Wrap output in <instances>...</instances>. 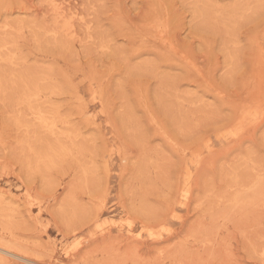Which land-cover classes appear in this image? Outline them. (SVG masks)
<instances>
[{"label": "rangeland", "instance_id": "rangeland-1", "mask_svg": "<svg viewBox=\"0 0 264 264\" xmlns=\"http://www.w3.org/2000/svg\"><path fill=\"white\" fill-rule=\"evenodd\" d=\"M2 244L264 264V0H0Z\"/></svg>", "mask_w": 264, "mask_h": 264}, {"label": "bare ground", "instance_id": "bare-ground-1", "mask_svg": "<svg viewBox=\"0 0 264 264\" xmlns=\"http://www.w3.org/2000/svg\"><path fill=\"white\" fill-rule=\"evenodd\" d=\"M25 82V81H24ZM52 149V148H51ZM8 174V173H7ZM15 196V195H14ZM98 227V226H97ZM101 227V226H100ZM10 247H7V246H4V244L0 245V253L1 254H9L13 257H16L17 259L20 258V259H23V260H26L28 262H32V263H35V264H40L38 262H35L33 260H31L30 258H27V256H23V255H20V254H17L16 252L12 251L9 249ZM135 253V252H134ZM134 255V254H133ZM8 260V259H7ZM88 263V262H87ZM91 263V262H90ZM136 264V263H135ZM187 264V263H185Z\"/></svg>", "mask_w": 264, "mask_h": 264}]
</instances>
